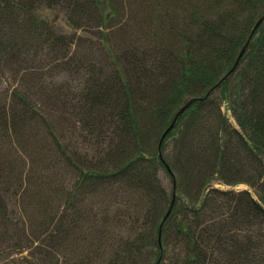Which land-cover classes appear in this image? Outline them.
I'll use <instances>...</instances> for the list:
<instances>
[{"label":"trees","instance_id":"1","mask_svg":"<svg viewBox=\"0 0 264 264\" xmlns=\"http://www.w3.org/2000/svg\"><path fill=\"white\" fill-rule=\"evenodd\" d=\"M171 1L185 12V22L161 19L159 29L147 32L144 46L141 37L132 46L125 42L118 50L122 57L115 62L111 58L109 68L91 75L83 99H56L64 111L78 112L98 137L105 130V143L98 142L94 154L69 151L70 143H61L56 134L57 119L51 125L37 102L22 111L17 122L23 128H44L48 137L52 131L58 146L53 149V168L51 160L47 170L33 173L32 167L35 179L27 178L31 188L19 199L0 195V264H62L57 251L75 239L92 244L93 254L74 255L68 264H264V20L235 70L215 87L264 13V0ZM106 2L0 0V64H15L21 50L45 56L38 63H65L66 37H58L37 10L57 7L69 12L78 27H97ZM169 26L167 33L176 29L172 43L165 44L160 34ZM44 46L49 48L46 55ZM58 47L63 48L61 54ZM156 57L162 65L152 71L147 63ZM57 67L47 73L58 75ZM193 98L164 137L161 158L163 132ZM85 99H98L96 108ZM223 104L238 128L228 126ZM43 158L45 153L35 159ZM65 167L79 171L76 182L64 177ZM43 171L44 178L38 175ZM5 181L4 173L0 193L9 190ZM84 181L92 188L88 193L104 192L97 209L87 201V193L79 192L77 198ZM215 181L246 184L256 199L247 190L214 188ZM26 204L37 205L36 211L30 213ZM50 206L60 209L55 212ZM72 210L78 213L72 221L73 226L79 222L77 228L68 223Z\"/></svg>","mask_w":264,"mask_h":264},{"label":"rangeland","instance_id":"2","mask_svg":"<svg viewBox=\"0 0 264 264\" xmlns=\"http://www.w3.org/2000/svg\"><path fill=\"white\" fill-rule=\"evenodd\" d=\"M142 1L107 0L103 7L102 23L97 27L94 25L78 27L77 20H72L69 12L60 11L57 7H45L37 10L40 17L46 21L58 37H66V39L63 38V41L66 40L68 43L66 46L68 48L64 50L67 58L64 60L65 63L59 65L58 63L43 64L37 61L40 60L39 57L44 58L45 56H39V54L32 56L30 51L23 53L24 51L21 50L19 54L20 58L16 59L17 62L15 64L10 61H7L5 65L0 64V153L4 156V161L1 162L3 164L0 163V176L4 173L6 174L5 185L9 189L7 192H2L1 190V196L6 194L5 197H9L11 201L19 199L22 192L31 188L32 180H30V184L27 178L31 177L35 179L32 172L35 173L40 169L47 170V167L50 168L47 161L50 160L52 168L54 165L52 154L53 149H56L58 144L55 138L52 137V131L50 132L51 136L48 137L44 128H38L37 126H34L33 129L30 127L23 128L21 122H17L21 117L22 111L29 110L30 104L37 102L41 113L48 118L51 125H53L52 122L55 118L57 119L58 125H53L57 129V132H55L56 134L58 133L61 143H70V146H68L69 151L75 148L79 154L86 153L90 156L91 153H95V147L98 145V142L105 143V130H102L101 137H98V134L92 133L90 128L81 121V116L77 115L78 112H72L70 109H66L65 112L62 108L63 105L57 103L56 99H83L81 93L85 94L87 88L92 84L91 81H88L91 75L96 76L97 73L100 74L101 71H105L102 69L109 68L111 58L115 62L118 57H122L124 53L122 51L118 53V50L123 49L122 47L126 45L125 42L130 41V45L132 46L135 43V38L141 37L140 39H144L142 44L144 46L147 42V32L150 29H159L161 27V19L167 17L169 22H173V24L174 22H185V12L177 9L171 0H148V2L144 3ZM130 5L136 12V19L131 12V8H129ZM84 20H81V22L85 23ZM136 26L143 27L142 31H139ZM170 27L162 28V33L160 34L161 37H164L163 39L165 40L163 42L165 44H171L173 41L172 33L176 28L174 27L173 30L167 33ZM103 36L105 37V41L101 40ZM56 50L59 54L63 52V48L60 47L56 48ZM42 52L44 55L48 54L49 48L44 46ZM128 54L129 52H127L126 57L130 58L131 55ZM58 61L59 59L54 60V62ZM147 64L152 71L158 70L162 65L161 62H158L157 57L152 58ZM133 66L134 68L136 67L135 62ZM52 67H57L59 71L58 75L53 76V71L50 74L47 73L52 70ZM129 82L134 84L131 78ZM142 85H145V83H142ZM42 89H45V91H40ZM39 91L40 94L37 98ZM85 100L86 105H91L93 110L99 101L98 99L96 101L93 99ZM91 106L89 109H91ZM222 112L228 126L238 128L234 117L225 104L222 105ZM47 141L49 144H47ZM42 145L48 146L49 149L47 150ZM66 145L68 144L66 143ZM44 153L45 158L40 160L35 159L44 155ZM88 159L91 162L93 157H89ZM78 162L80 163V161ZM76 163L74 164L77 166ZM74 164L72 165L75 166ZM32 167L33 170L31 172ZM78 173L79 171L73 167H65L63 169V175L70 183L78 180ZM38 175H42L44 178L47 172L44 173L43 171L42 174ZM162 176H164L163 172ZM16 180L18 182L14 186ZM82 186L84 187L78 191L77 198L79 192L87 193V197H89L87 201H90V204L97 209L99 202L103 200L104 192H100L97 189L95 192L88 193L92 191V188H88V182L85 181L82 183ZM213 186L224 191H228L231 188L239 191L245 189L250 191L255 198V194L243 183L230 186L215 181ZM16 204L18 208H21V200H18ZM25 207L32 213L36 211L34 209L37 205L29 207L26 204ZM50 207L53 208V206ZM73 208L76 210V207ZM59 209L53 208L55 212ZM77 218L78 213L76 211L72 210L68 213V220H71L68 222L70 227L73 226L72 221ZM78 224L72 228L79 227L80 225ZM83 226L84 224L80 228ZM77 235H79V231H77ZM34 237L40 238V235L34 234ZM75 240L67 241L66 248L57 251L56 257L62 264L65 261L68 264L69 259L74 255L83 257L93 254L90 253L92 251L90 249L94 247H89L92 244H86L87 242L81 241L75 242ZM14 246L16 245L14 244ZM9 250L13 252L11 249ZM25 253L27 254V251Z\"/></svg>","mask_w":264,"mask_h":264},{"label":"water","instance_id":"3","mask_svg":"<svg viewBox=\"0 0 264 264\" xmlns=\"http://www.w3.org/2000/svg\"><path fill=\"white\" fill-rule=\"evenodd\" d=\"M263 19H264V14H263V15L261 16V18L256 22V24H255V26L253 27V29H252V31H251L249 37L247 38L246 42H245L244 45L242 46V48H241V50H240V52H239V54H238V57H237V59H236V61H235V64L233 65L232 69H231L229 72H232V71L234 70V68L236 67V65L238 64L240 58L242 57L244 51L246 50V48H247V46H248V44H249V42H250V40H251V37H252L254 31L256 30L257 26L259 25V23H260ZM193 100H194V99L189 100V101H188L183 107H181V108L179 109V111L176 113V115H175V117H174L172 123H171L170 126L164 131V133L162 134V136H161V138H160V142H159V150H160V146H161L162 140L164 139L165 135H166V134H167V133L173 128V126H174V124H175V122H176L178 116H179V115H180V114H181V113H182L187 107L190 106V104L193 102ZM160 156H161V154H160ZM175 194H176V192H175V185H174V197H173V201H174V198H175ZM171 208H172V204H171V206H170V209H169L168 212H167V215L171 212ZM167 215L165 216V218L167 217ZM165 218H164V219H165ZM160 233H161V228H160ZM160 233H159V237H160Z\"/></svg>","mask_w":264,"mask_h":264}]
</instances>
